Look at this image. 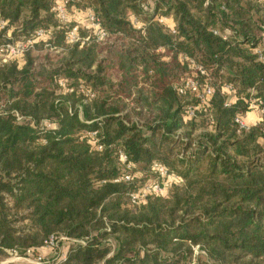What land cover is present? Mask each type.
Here are the masks:
<instances>
[{"label": "trees", "instance_id": "trees-1", "mask_svg": "<svg viewBox=\"0 0 264 264\" xmlns=\"http://www.w3.org/2000/svg\"><path fill=\"white\" fill-rule=\"evenodd\" d=\"M55 1L0 0V46L47 34L0 60V255L39 253L54 237L69 247L50 264H264V118L235 124L250 100L264 107V0H71L107 33L81 29L89 41L75 46ZM197 75L216 93L185 122L198 102L178 89ZM156 165L178 182L133 205L161 182Z\"/></svg>", "mask_w": 264, "mask_h": 264}, {"label": "built area", "instance_id": "built-area-1", "mask_svg": "<svg viewBox=\"0 0 264 264\" xmlns=\"http://www.w3.org/2000/svg\"><path fill=\"white\" fill-rule=\"evenodd\" d=\"M53 14L55 15L56 19L58 20L60 26H65L69 28L71 24H76L71 27L69 32L67 33V43L70 46L75 45H84L86 42L89 41V38L83 39L81 37V29H86L87 31H91L94 38L97 39L99 42L105 41L107 39V33L103 30L99 19L97 18L94 12L88 11L86 12V24H79L73 21V16L76 15V9L71 6V0H56L55 6L52 10ZM78 12V11H77ZM82 13V11H81ZM135 25V23H134ZM136 25L139 26L137 20ZM6 28V24L4 22L0 23V29L4 30ZM139 31H143L142 26L139 28ZM218 36V33H215ZM9 42L0 46V59H22L24 56L31 51L35 45L39 43V41H44L47 39V34L44 31H39L36 33L35 37L30 40H25L23 42H12L10 38ZM261 60L264 62V58L261 57ZM184 62L189 64V68L191 70L197 71L198 75L201 77H206V72L201 68L196 66L191 60L188 58H184ZM198 75L196 77H190L186 80L185 84L178 89V93L180 96H185L190 94L193 96L195 100L198 102L197 108H188L187 109V116L185 118V122L192 120L195 117V113L199 110H207L209 108V104L213 96L215 95L216 91L212 86L211 82L206 79L201 86L198 79ZM60 86L66 92V85L64 82L60 83ZM223 93L231 96L234 94V90L231 86H225L222 90ZM87 96L92 97L90 93ZM231 103L226 104V108H230ZM258 114L259 118L257 122L261 123L264 118V107L263 103L258 100H250L249 101V113ZM238 116L235 119V124L238 128L239 133L247 132L251 128L249 127L247 120L248 116ZM19 121H21L19 119ZM89 137L92 139H97V133L89 134ZM95 149L97 152H102L103 147L99 144H94ZM120 160L123 163H126L127 158L124 154L120 155ZM154 172L159 176L161 179L160 183H152L151 185L146 186L145 188L139 190L137 193L131 196L132 204L133 205H142L149 197H161L164 198L168 194V190L171 187L173 182H178V177L169 173V171L159 165L154 167ZM133 181V178L125 175L122 178L116 180L114 183H130ZM45 248L49 250L50 256L45 257L39 253H36L33 250H29L26 254V257H20L16 252L11 253V260L12 263H21L26 262V264H50L51 259H56L57 261H63L66 259V252L64 248H60L58 241L51 237L45 245ZM203 256L207 258L206 253L200 252L199 248L195 249V257ZM195 264V262H194Z\"/></svg>", "mask_w": 264, "mask_h": 264}, {"label": "rangeland", "instance_id": "rangeland-1", "mask_svg": "<svg viewBox=\"0 0 264 264\" xmlns=\"http://www.w3.org/2000/svg\"><path fill=\"white\" fill-rule=\"evenodd\" d=\"M75 8V7H74ZM76 9V8H75ZM78 10L76 9V15H74L73 16V21H75L76 23H79V24H86V12H88V11H91V12H94L93 10H91V9H84V10H82V13H81V11H78ZM136 20H137V22H138V24H139V26L138 25H136ZM157 22L158 23H160L161 25H163V26H166V27H171V23H172V21L171 20H169V19H167V18H163V17H158L157 18ZM134 23H135V25H134ZM132 24L134 25V27L137 29V30H140L139 28L142 26V28L144 29V25H143V23L138 19V18H132ZM84 30H86V29H84ZM87 31V30H86ZM10 37V35L8 36V38ZM46 41V39H44V41H39V43L38 44H40V43H44ZM17 42H23V40H19V41H17ZM37 44V45H38ZM56 50V49H55ZM61 53V47L60 48H58V53ZM51 54H53L52 56H53V58L54 57H56V56H59L60 58H61V54H59V55H57V53H51ZM1 60V59H0ZM251 116H248V120H247V123H248V125H249V127L250 128H253V127H256V126H258L260 123L259 122H257V117H255L251 112L249 113ZM250 117H251V120L252 121H254L255 123H252V121L250 120ZM254 119V120H253ZM260 144L261 145H264V140H261L260 141ZM135 178H137L138 180L140 179V180H142L143 179V176L142 175H140V174H135ZM10 259H12L11 258V256H9V255H7V254H1L0 255V264H6ZM197 261H200V262H205V261H207V259L205 258V257H203V256H199L198 258H197Z\"/></svg>", "mask_w": 264, "mask_h": 264}, {"label": "crops", "instance_id": "crops-1", "mask_svg": "<svg viewBox=\"0 0 264 264\" xmlns=\"http://www.w3.org/2000/svg\"><path fill=\"white\" fill-rule=\"evenodd\" d=\"M253 115L255 116V117H257V120H258V118H259V116H258V114H255V113H253ZM249 116H251V115H249ZM252 117V116H251ZM251 117H250V120H251ZM249 119V118H248ZM254 120V119H253ZM252 121V120H251ZM255 121V120H254ZM254 121H252V123H255ZM64 246V250H67L68 249V247H69V244H64L63 245ZM39 254H41V255H43V256H45V257H49L50 256V252H49V250H47L46 248H44V249H42V250H40L39 251ZM13 261L10 259L6 264H26V262L24 261V262H21V263H12Z\"/></svg>", "mask_w": 264, "mask_h": 264}]
</instances>
